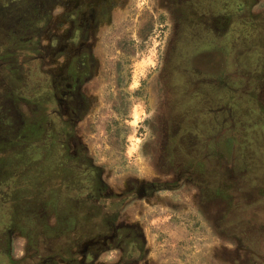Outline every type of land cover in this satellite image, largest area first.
<instances>
[{
	"label": "rangeland",
	"instance_id": "obj_1",
	"mask_svg": "<svg viewBox=\"0 0 264 264\" xmlns=\"http://www.w3.org/2000/svg\"><path fill=\"white\" fill-rule=\"evenodd\" d=\"M91 2L0 0V264L47 235L84 264L116 217L135 264H264V0H108L89 36ZM80 152L97 183L58 194Z\"/></svg>",
	"mask_w": 264,
	"mask_h": 264
},
{
	"label": "flooded vegetation",
	"instance_id": "obj_2",
	"mask_svg": "<svg viewBox=\"0 0 264 264\" xmlns=\"http://www.w3.org/2000/svg\"><path fill=\"white\" fill-rule=\"evenodd\" d=\"M64 0H51V2H60ZM79 5H82L81 3H84L85 0H77ZM92 1L91 4H89V13L86 14L84 26H82L79 21L75 18L73 20H70V22H73L75 27V31H83L87 32V35L89 36H95L97 34V29L99 26L102 25V23L108 18L110 15V11L113 9L114 4H109L108 0H90ZM52 3V4H53ZM86 7V6H85ZM174 47V46H173ZM80 68V67H79ZM77 69V67H74V90H77L79 88V85L83 82V80L86 78L84 74H82L80 69ZM67 101V100H65ZM174 111L172 110L171 114ZM75 159L77 161H81L85 164L86 171L83 169L82 171L77 172H69L68 171H62L64 173L61 176H58V184L55 190H57V193L60 194V189L62 190L63 186L61 185L65 184H71L74 183L75 188H79V184L85 185L87 184V187L96 184V169L92 162H90V158L87 157L85 152H80L76 155ZM58 168V167H57ZM59 170V168H58ZM62 170V169H61ZM150 185V184H149ZM149 186H143L138 190V188L135 190V195H138L139 192H143L146 196L150 194L152 188H148ZM73 189H68L67 191ZM99 204H101V200L99 201ZM63 205H65L63 203ZM79 207L78 203H75L74 207ZM88 206V205H86ZM66 207V206H65ZM64 207V208H65ZM68 209V207H66ZM72 208V209H73ZM91 207H89L90 209ZM70 209V211L72 210ZM64 210V209H63ZM91 210V209H90ZM99 226L101 227H108V230L106 233L99 236H91L88 239L95 242V245H93L91 248L98 249V248H104V250H101L97 253L94 252L91 248L90 250L83 255V263L84 264H95L96 261L101 257V255L108 250H117V252H120V255L118 256L119 263L121 264H135L136 262H139L143 256V249L142 246V235L140 236L139 233H137L135 230L129 226V224H126L125 221L122 220V222H117V217L115 219H109L104 218L98 221ZM76 224V223H75ZM92 224V223H91ZM91 224H88L91 225ZM116 227V228H115ZM49 230V231H48ZM48 233L53 232L54 230L48 228ZM99 237V238H97ZM66 240L64 238L62 239L60 235L53 236V235H47L46 239L43 241V252L40 256H30L26 258V260H22L21 262H15L12 260L13 264L17 263H25L27 264H79L78 261H80L79 254L74 244L72 246L65 244ZM26 264V263H25Z\"/></svg>",
	"mask_w": 264,
	"mask_h": 264
}]
</instances>
